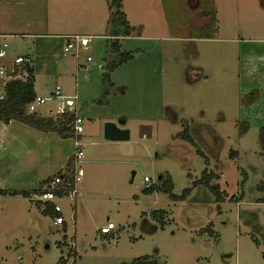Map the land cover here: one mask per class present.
Listing matches in <instances>:
<instances>
[{"label":"rangeland","instance_id":"1","mask_svg":"<svg viewBox=\"0 0 264 264\" xmlns=\"http://www.w3.org/2000/svg\"><path fill=\"white\" fill-rule=\"evenodd\" d=\"M47 4L42 34L91 36L89 47L63 56L62 39L30 37L16 40L10 56H30L37 96L56 87L76 96L82 176L78 194L58 201L65 230L40 213L33 196H0V264H264V0H123L135 31L120 39V51L133 59L111 73L101 104L107 0ZM108 122L128 129L129 141L105 140ZM141 125L152 127L150 139L139 138ZM42 133L44 143L20 135L21 146L1 151L0 176L11 185L0 190L72 162V137ZM28 146H38L33 164ZM163 185L176 196L190 193L173 201L144 192ZM211 186L225 193L223 201ZM158 210L163 221L150 215ZM108 223L115 230L104 237Z\"/></svg>","mask_w":264,"mask_h":264},{"label":"trees","instance_id":"2","mask_svg":"<svg viewBox=\"0 0 264 264\" xmlns=\"http://www.w3.org/2000/svg\"><path fill=\"white\" fill-rule=\"evenodd\" d=\"M123 0H107L108 10H109V18L107 21L108 27V53H107V62L104 65V73L101 78V90H100V98L96 101L98 104H101V98H105L112 86L113 83L110 80V75L113 73L118 67L123 64L128 63L133 59V55L126 52L120 51V39L131 36L132 32L135 31L134 27H131L126 20L125 14L121 11ZM22 71L26 72V75L20 79L9 80L4 87V98L0 100V122L4 124H8L10 121H18L21 122L30 128H33L42 132H56L59 136L63 138L72 137L73 132L69 128L68 124L73 120L74 116L71 114H63L61 117L56 119H45L39 117L34 114L27 113V105L34 100L36 97V93L34 90V68L31 64H24L21 68ZM234 155V154H233ZM70 175L69 181L73 183V164L70 161L67 167L64 169ZM206 179H214L218 176L212 174H207L205 172ZM197 180L196 182H199ZM211 181V180H210ZM208 183H206L207 185ZM71 187H69V190ZM212 192H215L218 201L224 200V192H221L218 186L210 187ZM153 191H159L167 194L173 201L183 200L185 199L190 190H185L181 196H176L172 194V190L170 186L163 185L162 187L155 188H146L144 190L145 193H151ZM36 191L32 193L20 191V192H7L0 191V196L9 194V195H21L26 198H30ZM61 195V194H60ZM234 200H236L234 198ZM37 205L38 209L41 211L43 216L53 217V209L52 204L49 203H40L38 201H34ZM166 214L163 210H158L152 212L150 215L155 220L163 221V216ZM162 217V218H161ZM163 225V222H161ZM163 228V226L161 227ZM147 259V257H143L138 259ZM136 260L133 264H135Z\"/></svg>","mask_w":264,"mask_h":264},{"label":"built area","instance_id":"3","mask_svg":"<svg viewBox=\"0 0 264 264\" xmlns=\"http://www.w3.org/2000/svg\"><path fill=\"white\" fill-rule=\"evenodd\" d=\"M62 39L64 41L62 55L76 57L79 51L86 50L89 47L92 37L72 34L63 36ZM0 41V100H2L4 98L5 84L9 80L24 77L26 72L22 71L21 68L24 64H30L31 58L28 55H18L11 60L10 66L4 65L3 62L8 58V43L3 40V36L1 35ZM90 60L91 59L87 57V61L89 62ZM52 101H57V103L52 108L46 110V112H43L41 108L46 104V102ZM76 101V96L63 95L61 89L56 87L52 94H50V97L43 98L36 95L34 100H32L26 107L28 114H34L45 119H56L61 117L63 114H71L74 116L73 120L68 124L69 128L73 132L74 146L76 148L72 159L73 183L69 181L70 175L67 171L63 170L62 172L45 179L41 183L38 191L32 195L35 199L34 201H38L43 204H52L54 213L52 220L55 226H62L65 222L62 207L58 204V201L69 196L74 197L78 194L75 182L77 178L82 176L81 170L76 169V166H78L84 158L82 150L83 143L81 141V134L83 132L82 119L77 114ZM146 182H148V180L145 178V183ZM69 187H71L70 190ZM113 230H115V227L111 223H108L100 228V232L103 235H107Z\"/></svg>","mask_w":264,"mask_h":264},{"label":"crops","instance_id":"4","mask_svg":"<svg viewBox=\"0 0 264 264\" xmlns=\"http://www.w3.org/2000/svg\"><path fill=\"white\" fill-rule=\"evenodd\" d=\"M48 8H49V4H47V0H0V35L3 36V40L8 43V58L5 61H8L11 63L12 59L10 56V50H12L13 45L15 47L18 44L16 40L24 41L30 37H36V38L37 37H48V38L51 37V38L62 39L63 36L70 35V34H62V35H57L53 37V35L42 34L44 30H48L49 28L48 21H46L45 19V14H47ZM11 40H14L13 42L15 44L11 43L10 42ZM2 126H3V129L2 131H0V153L1 151H6L9 148L11 149L12 146L9 143H14L16 147L21 146L22 136L20 135H28L27 138H29V140H32L36 143H44V135L41 131L32 129L29 126L23 127L25 125L21 122L10 121L8 124L2 123ZM12 128H15V130L12 131ZM36 147L38 146H35V147L28 146L27 147L25 154L28 158L29 164H33L34 162H37L36 158L38 157V153L35 149ZM4 157L0 156V167L4 166V163H3L5 162ZM44 173L45 171L43 172V169H41L35 174V178L33 177L29 178V181L31 180V182L28 183V186L33 185L34 183L35 185L37 184V187L34 188V190L33 189L27 190V188L25 187H28V186H21V188H17L16 190H12V191H15V192L24 191L28 193H32L34 191L37 192L41 186V183L45 179L50 177V176H44ZM17 174L19 175L21 173H17ZM19 177H21V175H19ZM9 180L11 179H8L7 174L3 175L2 177L0 176V185L3 187H7V185H11V182ZM8 191L12 192L11 190H8ZM53 217L52 218L48 217L50 218L52 223H53V220H52ZM58 227H62L65 230L67 228L66 220L62 226H58ZM109 234L107 235L102 234V236L106 237ZM138 264H146V263L141 262Z\"/></svg>","mask_w":264,"mask_h":264},{"label":"water","instance_id":"5","mask_svg":"<svg viewBox=\"0 0 264 264\" xmlns=\"http://www.w3.org/2000/svg\"><path fill=\"white\" fill-rule=\"evenodd\" d=\"M104 139L111 142H126L130 139V132L128 129L119 128L114 123H105L103 129ZM152 136V127L149 125H141L139 128V138H148Z\"/></svg>","mask_w":264,"mask_h":264},{"label":"flooded vegetation","instance_id":"6","mask_svg":"<svg viewBox=\"0 0 264 264\" xmlns=\"http://www.w3.org/2000/svg\"><path fill=\"white\" fill-rule=\"evenodd\" d=\"M183 134H184V135H188L187 133H183ZM178 135H180V134H178ZM197 180H198V179H197ZM197 180H196V181H197Z\"/></svg>","mask_w":264,"mask_h":264}]
</instances>
